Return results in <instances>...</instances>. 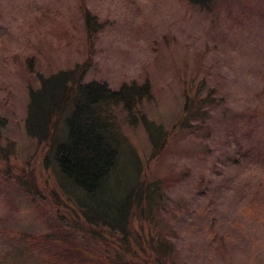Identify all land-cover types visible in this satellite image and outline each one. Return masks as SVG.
Returning <instances> with one entry per match:
<instances>
[{
	"label": "rangeland",
	"instance_id": "rangeland-1",
	"mask_svg": "<svg viewBox=\"0 0 264 264\" xmlns=\"http://www.w3.org/2000/svg\"><path fill=\"white\" fill-rule=\"evenodd\" d=\"M81 3L105 23L89 39ZM215 5L214 13H204L184 0H0V112L8 121L0 136L8 158L0 154V171L10 172L0 174V216L7 245L22 248L26 234L40 239L60 232L11 178L31 172L45 196L57 181L54 168H43L42 146L23 128L28 87L34 75L86 65L84 80L110 89L148 80L152 97L143 112L162 128L183 118V96L198 91L214 102L203 138L174 136L154 158L140 125L118 117L115 127L137 151L148 179L167 186L153 230L171 241L174 264H264V0ZM58 132L59 140L62 126ZM234 138L240 149L230 147ZM129 155L123 145L119 167L129 165ZM27 246L19 254L44 259L47 251H63ZM73 248L72 255L85 252L76 243Z\"/></svg>",
	"mask_w": 264,
	"mask_h": 264
},
{
	"label": "trees",
	"instance_id": "trees-1",
	"mask_svg": "<svg viewBox=\"0 0 264 264\" xmlns=\"http://www.w3.org/2000/svg\"><path fill=\"white\" fill-rule=\"evenodd\" d=\"M184 1L199 12L214 13L218 0ZM80 7L84 38L89 39L103 30L105 23L84 3ZM86 72L85 65L34 75V84L28 87L23 128L29 139L42 146L43 168L51 172L55 169L52 176L57 181L54 178L52 196L36 190L31 172L11 175L31 201L56 220L60 229L56 238L33 239L32 234H26L23 236L26 244L54 245L63 251H47L44 259L30 253L19 254L20 249L29 251V247L7 245L8 239L1 237L6 223L4 216H0V249H11L8 254L0 255V264H84V259L90 260L88 264H174L170 260L171 241L162 229L153 230L163 196L165 205L167 186L148 179L142 159L115 125L120 127L118 117L131 125H140L149 142V154L154 158L174 136L203 138L214 102L198 91L188 95L184 89L190 97L183 96V118L175 126L162 128L143 112V105L152 97L148 80L131 81L110 89L105 82L85 81ZM60 126L62 135L58 140L55 135L60 134ZM7 127L8 121L0 112L1 137ZM233 142L231 148H241L236 138ZM123 145L130 150L129 165L119 167ZM0 154L8 158L3 149ZM51 161L53 165L49 167ZM4 173L10 177V172L0 171L3 177ZM35 195H40V200ZM216 240L221 243L222 238ZM74 242L84 246L85 252L72 255L69 248L74 249ZM63 258L69 261L62 263Z\"/></svg>",
	"mask_w": 264,
	"mask_h": 264
}]
</instances>
